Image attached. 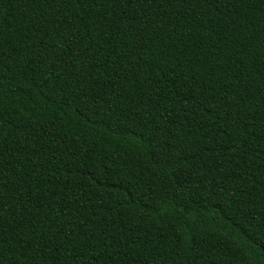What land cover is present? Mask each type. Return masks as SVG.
Instances as JSON below:
<instances>
[{
  "label": "trees",
  "instance_id": "16d2710c",
  "mask_svg": "<svg viewBox=\"0 0 264 264\" xmlns=\"http://www.w3.org/2000/svg\"><path fill=\"white\" fill-rule=\"evenodd\" d=\"M0 264H264V0H0Z\"/></svg>",
  "mask_w": 264,
  "mask_h": 264
}]
</instances>
